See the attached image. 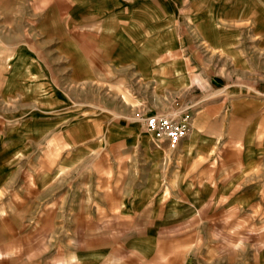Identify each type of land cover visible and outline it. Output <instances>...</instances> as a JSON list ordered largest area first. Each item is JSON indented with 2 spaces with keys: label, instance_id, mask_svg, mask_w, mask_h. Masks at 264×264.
<instances>
[{
  "label": "rangeland",
  "instance_id": "1",
  "mask_svg": "<svg viewBox=\"0 0 264 264\" xmlns=\"http://www.w3.org/2000/svg\"><path fill=\"white\" fill-rule=\"evenodd\" d=\"M133 1L127 13L121 0H0V264H82V218L111 156L129 158L119 177L145 178L150 160L157 179L168 163L190 170L146 129L150 114L187 115L216 161L196 165L195 194L151 197L174 206L160 215L194 209L195 225L150 229L173 240L166 259L107 264H264V0ZM95 10L104 21L85 18ZM227 95L242 111H219ZM134 198L127 230L147 249L140 224L160 207Z\"/></svg>",
  "mask_w": 264,
  "mask_h": 264
},
{
  "label": "crops",
  "instance_id": "2",
  "mask_svg": "<svg viewBox=\"0 0 264 264\" xmlns=\"http://www.w3.org/2000/svg\"><path fill=\"white\" fill-rule=\"evenodd\" d=\"M146 0H142L145 2ZM121 4H126L127 13L129 10L134 11V1L133 0H121ZM128 4L130 5L128 7ZM109 7V5H108ZM99 12L97 10L88 13L85 18H97L96 20L104 21L103 17L104 13H102V17H99ZM240 100V101H237ZM242 99H231L229 95L226 97L224 96L220 101L217 103V108L219 111H223L225 106L227 107L226 111H242ZM235 103V106L233 105ZM231 106L233 108H231ZM200 111V110H199ZM202 111V110H201ZM203 111H209L207 109ZM196 131V125L191 124L189 122V130L188 134L185 138H183L175 149H180L181 152L184 154L183 160L181 163L185 162V164L190 165V170H183V168L177 169L174 165L169 167V164L165 166L163 170H165L166 178L157 179V175H162V169L160 170L156 167V161L150 160L149 163H153L147 170L149 171L148 175L143 178H130V176L123 172L119 177V168L116 162L119 163L120 159H125V163L129 164V158L127 157H118V156H111L109 158V162L103 166L102 173L99 172L95 186V195H97V199L94 202L92 207L94 208L95 215H92L90 212V206L87 207L85 216L82 218V228L84 230V236L80 239L81 243H85V252L82 254V264H107V262H113L118 259V256L121 254L122 258L125 259L129 252L138 251L144 255V258H147L151 261H157L162 258L166 259L165 251L166 244L172 243L173 240H167L166 234L165 235H158L153 236L150 232L151 228H159V234L163 233L168 226V221L171 223L176 222V226L187 227L188 225H195L192 220L188 223V220H183L188 215H191L193 212V208L186 207L181 210L182 213H172V215L165 216L160 215V211H174L172 207L169 205L157 204L153 202L156 199H152L151 197H156L157 195H162V192L166 193V189L170 191L173 195H193L196 191H193L197 188L196 184V176L198 172V165L201 161L203 164H213L215 163L216 156H208L210 153V148H213L214 145H209L207 143H200L197 140H193L191 137ZM170 145V144H169ZM204 147L206 151L199 152L198 148ZM204 154V155H203ZM146 159V158H145ZM127 160V161H126ZM188 162L186 163V161ZM111 164L109 168L108 165ZM161 164V161L159 162ZM167 164V163H166ZM162 165V164H161ZM111 170V171H109ZM116 170V171H115ZM129 170V168L127 169ZM105 171V172H103ZM146 170H144L145 173ZM179 172V173H178ZM151 174L152 176L151 178ZM175 174H177V178H174ZM134 179V180H133ZM163 179H167L164 181ZM138 185L136 188L135 185ZM206 187H211L210 185H206ZM212 188V187H211ZM119 196H123L125 198V202H119ZM135 196H139V200L141 202H147V204H154V206L160 207V210H156L154 208L149 209V214L146 211V215L144 216V221L141 228L148 229L147 235L144 237V241L146 242L145 248L142 249L141 246H138L135 242L134 233L129 234L127 229L135 228L133 225L134 218V202ZM132 200V204L130 201ZM138 200V201H139ZM100 203H99V202ZM191 206V204H188ZM101 210V212L99 211ZM178 210V209H177ZM179 211V210H178ZM110 213L109 215H105L101 217V213ZM122 219L118 220V214L113 216L115 219H112L110 215L112 213H120ZM141 212V211H140ZM130 213H133L132 215ZM145 213V210L142 211ZM158 214V215H157ZM138 217H135V219ZM143 219V218H142ZM141 219V220H142ZM131 220V223H129ZM160 220V221H159ZM160 222V223H158ZM118 233H114L116 229H119ZM165 232V231H164ZM183 236V235H182ZM142 237V236H141ZM157 237V239H156ZM188 240V237H187ZM187 240L180 241V243H188ZM175 243V241H174ZM157 244V245H156ZM87 245H91L86 248ZM93 245V246H92ZM151 245V246H150ZM150 246V249H149ZM154 249V250H153ZM160 252L161 250H163ZM121 250V251H120ZM164 253V254H163Z\"/></svg>",
  "mask_w": 264,
  "mask_h": 264
},
{
  "label": "built area",
  "instance_id": "3",
  "mask_svg": "<svg viewBox=\"0 0 264 264\" xmlns=\"http://www.w3.org/2000/svg\"><path fill=\"white\" fill-rule=\"evenodd\" d=\"M146 129L157 139L167 140L176 147L187 136L189 117H171L164 114H150L144 118Z\"/></svg>",
  "mask_w": 264,
  "mask_h": 264
}]
</instances>
